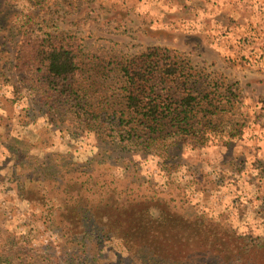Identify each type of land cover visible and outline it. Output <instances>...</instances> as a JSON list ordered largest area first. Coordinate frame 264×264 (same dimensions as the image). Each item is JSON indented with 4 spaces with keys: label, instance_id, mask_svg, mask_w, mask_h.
I'll return each instance as SVG.
<instances>
[{
    "label": "rangeland",
    "instance_id": "obj_1",
    "mask_svg": "<svg viewBox=\"0 0 264 264\" xmlns=\"http://www.w3.org/2000/svg\"><path fill=\"white\" fill-rule=\"evenodd\" d=\"M17 3L0 0V230L30 236L41 264H137L111 235H73L66 211L81 203L93 213L112 197L123 211L152 207L156 218L163 205L148 200L155 193L190 218L223 222L241 241L264 237V167L254 165L264 162V0H44L37 8L81 38L97 69L157 48L204 75L211 92L214 83L222 92L236 85L244 100L235 114L215 95L227 120L246 123L244 139L229 148L185 146L165 161L171 174L153 152L114 143L19 94ZM120 81L115 71L106 84L122 103ZM31 189L42 202L30 200Z\"/></svg>",
    "mask_w": 264,
    "mask_h": 264
},
{
    "label": "trees",
    "instance_id": "obj_2",
    "mask_svg": "<svg viewBox=\"0 0 264 264\" xmlns=\"http://www.w3.org/2000/svg\"><path fill=\"white\" fill-rule=\"evenodd\" d=\"M15 1L18 9L14 22L20 34L15 67L25 74L23 84L17 86L19 94L40 100L44 108L114 143L136 144L153 152L164 160L168 174L172 168L165 161L180 154L185 146L229 148L244 139L246 123L227 120L228 110L215 95L224 94L235 114L244 100L236 85L229 84L222 92L214 83L210 89L216 93L211 92L204 75L193 72L170 51L157 48L126 63L110 61L97 69L80 37L62 31L54 20L36 12L44 0ZM115 71L121 76L118 90L123 94L122 103L116 94L109 95L106 84ZM212 82L207 80V85ZM260 103L264 108V96ZM258 161L254 165L263 168V159ZM27 195L33 202H42L34 189ZM157 195L148 198L163 205L156 218L152 207L144 204L123 211L111 197L101 201L93 213H87L81 203L70 205L65 223L73 235L94 237L98 232L117 238L137 264H264V237L241 241L223 222L190 218L171 209L172 199ZM4 231L0 230V264H41L29 247L30 236L12 233V238L8 230ZM174 251L184 255H172Z\"/></svg>",
    "mask_w": 264,
    "mask_h": 264
}]
</instances>
